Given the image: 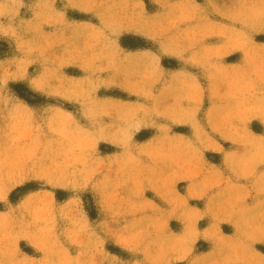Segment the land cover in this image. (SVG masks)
<instances>
[{
    "label": "clouds",
    "instance_id": "9594fccd",
    "mask_svg": "<svg viewBox=\"0 0 264 264\" xmlns=\"http://www.w3.org/2000/svg\"><path fill=\"white\" fill-rule=\"evenodd\" d=\"M149 3L155 12L145 0H0V39L14 49L7 58L13 71L0 74V204L11 209L7 217L0 214V264H217L192 258L194 232L168 235L163 228L171 210L144 199L151 189L170 203L178 195L175 179L190 186L181 203L207 199L221 215L241 221L234 245L239 256L231 264H264V256L254 254L264 241V135L251 131L254 120L264 125V46L250 45V61L238 70L218 68L229 45L264 31V0H239L230 15L216 0ZM70 11L93 14L101 26L70 22ZM213 14L231 24L212 21ZM45 27L53 30L58 52ZM129 36L144 37L155 50L126 55L121 38ZM212 37L219 42L208 43ZM41 58L45 70L29 73ZM165 58L179 67L165 68ZM77 67L87 69L82 78L64 71ZM10 84H27L55 102L34 106L28 100L36 96L25 91L22 99ZM181 127L191 135L174 130ZM143 130L153 134L141 142ZM217 137L232 147L224 149ZM102 144L116 155H103ZM206 151L218 153L220 164H209ZM33 181L40 188L13 205L10 196ZM49 188L71 193L69 200L56 203ZM88 193L97 198L95 223L85 212ZM205 218L201 213L193 224ZM19 239L44 255L17 256ZM109 240L131 258L105 252ZM219 246L231 254L233 245L221 239Z\"/></svg>",
    "mask_w": 264,
    "mask_h": 264
},
{
    "label": "rangeland",
    "instance_id": "374dc122",
    "mask_svg": "<svg viewBox=\"0 0 264 264\" xmlns=\"http://www.w3.org/2000/svg\"><path fill=\"white\" fill-rule=\"evenodd\" d=\"M196 2L200 5H205V0H196ZM220 10L225 15H230L236 11L237 8L240 7L239 0H216ZM146 6L148 8L149 13H153L156 11L155 6L149 3V0H145ZM57 7H61V5H57ZM95 11V10H94ZM209 12L211 9L209 8ZM68 21L70 22H90L91 25H95L97 28L101 26L100 19L96 18L95 15L84 13L80 11L69 12ZM212 21L224 25L231 24V21L224 18L221 15H212ZM235 28H239V24L234 25ZM257 29L260 28V25L256 26ZM96 29L93 28L92 31ZM51 28L45 27L43 29V34L46 40H48L49 44L53 46V51L58 52L59 48L57 47V41L54 37H52ZM227 35V33H225ZM90 38L85 37V43H89ZM219 41L216 37H212L208 43L217 44ZM250 45H254L257 48L259 46H264V31H259L257 34L253 35L248 43H239L238 41L229 45V54L223 60V62L218 65V68L222 72L235 71L241 68V66L247 65L250 61L251 49ZM121 48H124L127 53H135L140 50L152 48L155 50V46L151 44L144 37H122L121 38ZM14 49L10 47L9 42L0 39V61L4 62V66L0 67V74H4L5 72H11L13 69L9 65L8 57L12 55ZM51 54V53H50ZM130 58V57H128ZM47 61L43 58L40 59V63L33 65L28 68L29 73L33 75H37L45 70L43 65H45ZM165 68L169 70H173L179 67L177 61L174 59L165 58L162 61ZM68 77L74 78H82L85 75L84 71H81L80 68H67L64 70ZM203 82V81H202ZM10 87L14 92H17L18 95H21L23 99V93L25 91L29 92L30 95L36 96L35 100H28V102L34 106H39L44 103H54L55 101L48 100L44 97L39 96L38 94L31 93L30 89H28L27 84H10ZM231 82L228 83L226 91L231 90ZM101 95H110L115 96L121 99L127 98L126 94L120 92L119 90H113L112 92L105 93L101 90ZM208 107L207 101L205 104ZM251 131L256 133L257 135H264V125H261L259 121L252 122ZM175 131H179L183 135L190 136L191 131L188 128H176ZM152 130H143L141 133L137 135V140L144 142L149 139L151 136ZM218 142L223 146L224 149H230L232 146L230 143L221 141L217 137ZM100 151L105 156H114L117 153V150L113 148L111 145L100 146ZM204 159L209 164L219 165L221 162V156L215 152H205ZM175 179V178H174ZM40 188V185L36 182H29L25 184V186L17 191L19 194L13 193L10 196V202L13 205L19 204L21 200L24 198L25 194L28 192H35ZM13 191H15L13 189ZM49 192H54L56 203H63L69 200L71 193L64 192L61 189H48ZM190 191L189 183L183 179H175V192L178 195H172V199L170 203H165L159 196H157L156 192L149 189L144 193V199L154 202V204L158 205L160 209L171 210L172 218L169 219L167 223V227L163 228V231L170 236H175L177 238H183L186 232H194L196 236L195 247L192 253V258L202 257L206 258L210 261H216L217 264H224V261L231 262L237 261V257L239 256V249L234 247V245L238 242L240 233H241V221L233 216L221 215V213L217 210V207L210 204L207 199H188L186 203H181L182 198L188 195ZM89 201L91 202V208L88 210L85 208V212L88 215L90 221L95 223L100 216L98 215L96 203L97 198L92 194H85ZM249 204L252 201H248ZM195 209L196 211H192ZM11 213V209H9L6 205L0 204V214L4 217L9 216ZM201 213L205 214V219L200 220L199 222L193 224L196 216ZM223 239L227 244L233 245L231 254L226 255L225 249L219 246V241ZM16 248L18 252L17 256H22L26 258H30L33 260H39L44 253L42 251H38L36 247L33 246V243L28 239H19L16 241ZM104 251L109 253L111 256L119 257L121 260H128L131 257L129 253L124 251L121 247L117 245L112 240H109L107 244L104 245ZM69 253L72 256H76L77 249L75 247L69 248ZM254 254H258L259 256H264V241L256 243L254 245ZM103 252L97 254V258H102ZM137 258L143 259L142 256H138ZM115 264V262H114ZM178 264H184V262H178Z\"/></svg>",
    "mask_w": 264,
    "mask_h": 264
}]
</instances>
